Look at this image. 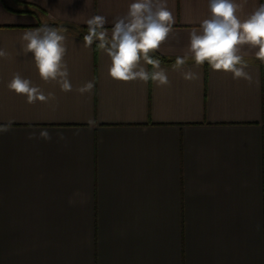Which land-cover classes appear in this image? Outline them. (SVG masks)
<instances>
[{"label": "crops", "instance_id": "0c3cea01", "mask_svg": "<svg viewBox=\"0 0 264 264\" xmlns=\"http://www.w3.org/2000/svg\"><path fill=\"white\" fill-rule=\"evenodd\" d=\"M132 2L0 0V264H264V63L244 47L251 81L195 64L189 33L209 0H167L166 86L113 80L110 58L69 31L70 92L18 54L28 30L111 21ZM237 3L244 19L264 0ZM14 73L55 98L27 103ZM41 129L50 141L28 139Z\"/></svg>", "mask_w": 264, "mask_h": 264}, {"label": "clouds", "instance_id": "9594fccd", "mask_svg": "<svg viewBox=\"0 0 264 264\" xmlns=\"http://www.w3.org/2000/svg\"><path fill=\"white\" fill-rule=\"evenodd\" d=\"M246 2V0H244ZM243 3L237 0H209V17L200 22L198 29L189 33L188 51L197 66L205 63L214 71L231 73L233 79L251 81L245 70L247 64L242 55L245 46L255 50V57L264 63V3L259 4L246 18L241 19L238 13ZM87 33L83 36L84 46L94 43L110 58L109 76L116 81L130 82L141 80L153 81L157 86L170 84L167 73L160 67L161 61L154 57L162 44L168 41L175 23L172 12L167 7V0H133L123 15L115 16L109 21L105 15H92L85 21ZM111 23V31L106 27ZM67 29L44 24L23 33L20 46L22 54H32L40 78L56 82L62 91H72L70 73L64 59ZM8 53L0 49V58H7ZM143 62V63H142ZM186 62L185 57H177V68ZM151 65L148 71L144 65ZM195 74L185 72L184 79H195ZM9 90L26 97V102L47 103L54 99V94L45 95L29 79L14 73L8 82ZM94 82H86L77 89L81 94L90 93ZM7 131L8 127H0ZM60 140L65 139L58 133ZM28 139L50 141L52 136L47 129L35 132ZM260 230V225H257Z\"/></svg>", "mask_w": 264, "mask_h": 264}, {"label": "trees", "instance_id": "16d2710c", "mask_svg": "<svg viewBox=\"0 0 264 264\" xmlns=\"http://www.w3.org/2000/svg\"><path fill=\"white\" fill-rule=\"evenodd\" d=\"M45 24L52 26V27H60V28L67 29V31L76 33L80 36H84L87 33V26L74 25L71 23L58 22V21H48ZM154 56H156V53L154 54Z\"/></svg>", "mask_w": 264, "mask_h": 264}]
</instances>
